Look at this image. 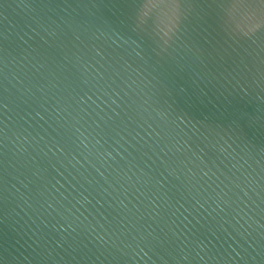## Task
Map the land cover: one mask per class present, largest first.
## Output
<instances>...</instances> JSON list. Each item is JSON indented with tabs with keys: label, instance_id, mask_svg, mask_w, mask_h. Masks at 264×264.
<instances>
[{
	"label": "water",
	"instance_id": "water-1",
	"mask_svg": "<svg viewBox=\"0 0 264 264\" xmlns=\"http://www.w3.org/2000/svg\"><path fill=\"white\" fill-rule=\"evenodd\" d=\"M115 14L0 0V264H264L258 42L209 28L173 71Z\"/></svg>",
	"mask_w": 264,
	"mask_h": 264
},
{
	"label": "snow or ice",
	"instance_id": "snow-or-ice-1",
	"mask_svg": "<svg viewBox=\"0 0 264 264\" xmlns=\"http://www.w3.org/2000/svg\"><path fill=\"white\" fill-rule=\"evenodd\" d=\"M112 3L116 7L114 23L132 33L135 39L129 37L131 42L135 44L140 40L148 49L145 55L152 54L149 59L169 65L173 71H178L179 65L172 60L169 49L191 46L200 51L197 46L199 38L209 28L221 38L240 37L254 44L258 42L264 54V0H112ZM205 51V60L210 56L221 60L227 57L233 63L237 60L244 63L247 53V49L237 50L231 45L228 48L214 46L211 51ZM68 78H72L70 70ZM238 131L242 135L245 132L242 127ZM223 195L228 196V193L224 192ZM235 195L236 200L230 198V202H222L231 207V204H237V200L243 202V196H247V193Z\"/></svg>",
	"mask_w": 264,
	"mask_h": 264
}]
</instances>
